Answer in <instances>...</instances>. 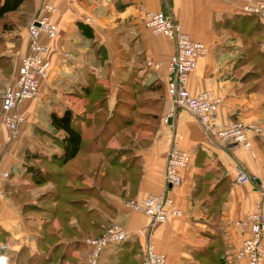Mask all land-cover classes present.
<instances>
[{"label":"crops","instance_id":"crops-1","mask_svg":"<svg viewBox=\"0 0 264 264\" xmlns=\"http://www.w3.org/2000/svg\"><path fill=\"white\" fill-rule=\"evenodd\" d=\"M245 1L24 0L18 11L0 18V172L10 174L1 183L0 264H86L85 239L99 237L113 224L127 230L129 239L107 249L101 264H142L150 244L168 264H247L235 255L248 235L238 223L258 209L264 213V135L251 133L252 149L246 151L207 132L179 108L167 89V64L176 43L146 26L147 13L162 12L208 47L188 87L194 95L209 91L221 99L220 126L264 129V21L242 12ZM46 2L55 6L52 20L59 27L55 40L39 39L50 49V75L37 98L17 106L27 120L13 137L1 123V96L31 52L28 28ZM149 62L157 67H148ZM135 94L146 96L141 105L148 110L136 122L141 127L129 131L131 145L122 147L126 132L115 133V123L124 114L111 120L112 113ZM104 109L108 128L104 124L91 142L84 141L85 163L76 161L81 169L73 177L85 185L80 199L89 216L81 221L76 193L64 201L59 190L68 180L59 188L56 182L34 185L30 170L59 171L51 161L62 153L64 132L52 127L53 114L73 111L85 140L93 129L86 122H98ZM108 137L111 141L104 142ZM174 146L191 157L179 187L166 182ZM110 149L125 152L123 167ZM238 169L251 181L237 183ZM149 196L170 198L182 216L154 223L129 207Z\"/></svg>","mask_w":264,"mask_h":264},{"label":"built area","instance_id":"built-area-1","mask_svg":"<svg viewBox=\"0 0 264 264\" xmlns=\"http://www.w3.org/2000/svg\"><path fill=\"white\" fill-rule=\"evenodd\" d=\"M40 11L41 16L36 18L28 28L31 52L22 59L15 82L1 96V123L13 137L19 134L21 126L27 120L25 115L16 112L17 106L37 98L40 95L42 82L50 75V49L41 44L39 39L45 36L49 40H55L59 35V27L52 20V15L56 12L55 6L46 2ZM242 12L258 16L264 21V0H246ZM146 26L155 34H161L176 43V52L167 64V89L176 105L195 116L207 132L215 134L219 139L233 141L246 151H251L249 135L251 133L264 135V129L260 124L230 123L222 127L218 120L221 99L209 91L194 95L189 90V77L197 69L199 58L208 53V47L193 40L179 24L162 12L147 13ZM147 65L157 67V64L153 62ZM190 160L191 157L187 151L178 146L172 148L167 158L166 182L168 185L179 187L183 184L182 172ZM9 176L10 174L6 171L0 172V199L5 195L1 183L6 182ZM250 181L251 179L242 170H237V183L245 184ZM128 204L131 209L144 213L154 223L160 224L166 223L171 218L181 217L183 213L170 198L163 196H149L144 200L131 201ZM238 225L243 233L248 235L236 252V258L246 261L247 264H264V213L258 209L240 221ZM128 239V231L117 224L109 226L99 237L85 239L86 264H101L107 249L118 246ZM142 264H168V260L166 255L157 252L155 246L150 244Z\"/></svg>","mask_w":264,"mask_h":264},{"label":"trees","instance_id":"trees-1","mask_svg":"<svg viewBox=\"0 0 264 264\" xmlns=\"http://www.w3.org/2000/svg\"><path fill=\"white\" fill-rule=\"evenodd\" d=\"M0 3H1L0 18H4L8 13L18 11V9L24 3V0H0ZM246 15L254 17L255 19L257 17L253 14H246ZM98 98L99 97H96V99H98ZM119 104H122L128 108H131L129 103L119 102L118 105ZM140 106H143V104L142 105L140 104ZM138 108H135L133 110H129L130 115H123V116L119 115L118 121L115 123L116 128L118 127L115 130V133H117L118 131H124L123 133L126 132V134L122 135V137L126 136V138L124 140L120 139V141H122L121 143L123 144L122 147H124V146L129 147L131 145L133 138H131L129 136L130 135L129 131L131 129L135 130V129L140 128L141 127L140 124L136 123V122L139 118H143L146 115L145 113L138 112ZM116 111H117V107L114 109V111L112 113L113 116H112L111 120H115L117 118V112ZM96 117L97 116H95L94 119ZM99 117H101V116H99ZM109 122H110V120L105 124L107 128H108ZM88 124L91 125L92 124L91 121L89 123L86 122V126ZM51 125L55 130L64 132L63 139L61 141H59V145L62 148V153L60 155H55L51 161L53 163V165L59 167L60 172L53 174V172L42 170L41 168H39L37 166H32L31 170H30V173L32 174L31 175L32 182L34 185H38V186L39 185H45V184H48L51 182H53V183L56 182V184H57L56 186L59 188L61 185V181L63 179H67L69 184L67 186H61L59 188V190L60 191L63 190L64 192L66 191V195L68 197L72 196V195H74V193H76V195L78 197L82 198L83 196H81V195L84 192L82 190H84V189H83V187H80V186H85V185L81 181H79L77 183L75 177H73V176H75L74 173H76V170L81 169V166L80 165L76 166V168L72 171V174H69V172L65 171L64 169L71 167L72 166L71 164H73V163H76V165H77L78 163L76 161L79 160L78 158H80V154L85 152V145H84L85 140H84L83 133L86 131L83 130L82 122H80V118L78 116H76L74 114V112L71 110H67L63 115L53 114ZM112 130H114V129L112 128ZM111 138L112 137H108L104 142L107 143ZM98 139H102V137H99ZM96 141H97V139H96ZM86 147L88 148V146H86ZM122 147L120 150H123ZM126 149L129 150L128 148H126ZM110 150L111 151L109 152V154L112 155L113 153H115V159H116V160H114L115 164L121 165L123 167V165L126 163L124 161L121 162L120 160L123 157V154H125V152H115V150H113V149H110ZM127 150H123V151H127ZM118 158H119V160H118ZM79 163L83 164L85 162H84V160H80ZM49 166H51V165H49ZM62 170H63V172H62ZM83 170L85 172L84 168H83ZM82 179H84V178H82ZM57 196H58V198H61V195L59 194V192H58ZM80 198H78L79 209H78V213H77L76 217L78 218V220L87 221V220H89V216L87 213V207L85 206L86 202ZM74 199L71 201L74 202ZM68 204H70V203H68ZM74 210L75 209H73L71 206L70 207V216H73L76 214L74 212ZM101 235L102 234H100L99 236H101ZM95 237H98V236H95ZM88 238H91V237H88ZM125 262H126V260L124 262L121 261L120 264H125Z\"/></svg>","mask_w":264,"mask_h":264},{"label":"rangeland","instance_id":"rangeland-1","mask_svg":"<svg viewBox=\"0 0 264 264\" xmlns=\"http://www.w3.org/2000/svg\"><path fill=\"white\" fill-rule=\"evenodd\" d=\"M2 24H3V22L0 21V33L3 30L2 29ZM5 26L7 27V24ZM135 95L132 96V98H126L125 99L126 101H128V103L130 104L131 108H128V107H125L124 105H122L118 109V112H117L118 114L130 115V111L129 110H133V109L138 108V107H139L138 108V112H146L148 110L145 107L139 105V104H141V101L146 98V96H143V98H139V96H140L139 94H135ZM98 116H101V117H100V120L97 123L95 122V120H94V122H91L93 129L89 133L91 135H89V137L88 136L86 137V139H85L86 143L91 142L93 140V135L92 134L98 132L102 128V126L105 124V122H106V120L108 118V110L104 109V112L101 111L100 113H98ZM81 158H83L84 162H85L86 156L83 155ZM81 158L79 159L78 163L80 162ZM73 164H74L73 166L68 167L67 169H64V170L68 171L69 174H72V171L76 168V163H73ZM50 169H51V167H50ZM52 172H53V174H56L57 172H60V171H57L56 168H53ZM62 172H63V170H62ZM68 184H69V182H68ZM61 194L63 196L62 197L63 200H65V198H68V199L75 198V197H71V196L68 197L66 195V191L61 193ZM62 198H61V201H62ZM78 198H80V197H78Z\"/></svg>","mask_w":264,"mask_h":264}]
</instances>
